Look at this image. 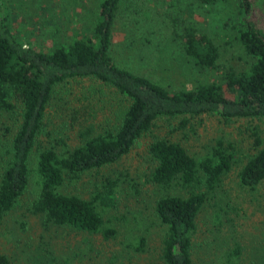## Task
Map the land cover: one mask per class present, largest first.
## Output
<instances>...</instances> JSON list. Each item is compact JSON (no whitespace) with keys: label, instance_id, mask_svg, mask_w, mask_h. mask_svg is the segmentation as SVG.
Masks as SVG:
<instances>
[{"label":"trees","instance_id":"16d2710c","mask_svg":"<svg viewBox=\"0 0 264 264\" xmlns=\"http://www.w3.org/2000/svg\"><path fill=\"white\" fill-rule=\"evenodd\" d=\"M214 1L174 0V9L166 13L179 49L200 70L215 67L218 49L207 33L196 28L191 12L194 6ZM235 1L236 13L228 26L250 59L246 70L228 69L220 81L170 90L119 65L110 54L121 0H100L87 27L57 35L47 50L15 35L0 0V131H13L5 140L0 137V220L31 183L30 209L44 221L112 237L115 230L102 213L113 205L116 183L106 180L102 189L87 197L66 191V183L116 163L138 139L150 134L149 165L142 177L143 184L157 190L153 212L163 226L159 257L164 264H193L196 216L214 199L223 177L236 166L237 181L243 186L252 188L264 178V5L260 0ZM72 82L81 84L77 87L81 104L89 109H82L81 120L79 111L66 119L69 129L76 121L85 122L78 131L101 132L69 146L65 135L47 129L46 121L54 108L60 111L59 94ZM115 100L124 102L119 115L113 122L98 123L97 114ZM202 114H215L224 121L257 120L262 128L256 127L247 149L237 152L239 147L218 141L200 156L189 154L179 140L152 132L159 118L176 120L171 131H195L193 119ZM4 117H14L13 124ZM42 131L52 132L41 140ZM9 261L0 253V264Z\"/></svg>","mask_w":264,"mask_h":264},{"label":"rangeland","instance_id":"374dc122","mask_svg":"<svg viewBox=\"0 0 264 264\" xmlns=\"http://www.w3.org/2000/svg\"><path fill=\"white\" fill-rule=\"evenodd\" d=\"M99 1L1 0V3L2 14L11 21L15 35L24 43L47 50L57 35L87 27ZM173 1L121 0L111 32L110 54L116 63L170 90L189 88L203 81H220L221 73L228 69L246 70L250 59L228 26L236 13L235 0H215L212 4L194 6L193 13L190 10L196 28L207 33L217 46L218 56L212 70L195 67L172 37L166 13L174 9ZM177 1L185 4L186 0ZM260 1L264 5V0ZM185 12L189 9L185 8ZM71 86L59 94L62 110L54 108L46 125L48 130L56 129L65 135L64 142L74 146L87 135L101 131H78L85 122L76 121L69 129L66 119L79 111L81 120L82 109L87 108L81 104L82 93L77 90L81 84L72 82ZM115 101L102 115L97 114L98 123L116 119L124 102ZM56 111L58 116L54 114ZM105 117L110 119L104 120ZM13 119L2 118L12 124ZM171 121L157 119L152 132L179 140L194 156L203 155L218 141L232 143L240 152L251 146L256 127L262 128L257 120L224 121L215 114L194 118L195 131H171L176 120ZM12 132L0 131L1 139L5 140ZM46 132L52 131H42L38 138L43 140ZM150 140V134L142 136L116 163L92 169L78 180L66 183V191L82 197L102 189L106 180L116 183L113 205L102 213L107 226L115 230L112 237L44 221L30 209L34 194L30 183L0 220V253L9 258L10 264H164L159 257L163 226L153 212L157 190L143 184L142 177L149 165ZM236 170L233 166L223 177L214 199L196 216L193 264H264V178L249 188L238 183ZM234 248L236 256L231 254Z\"/></svg>","mask_w":264,"mask_h":264}]
</instances>
